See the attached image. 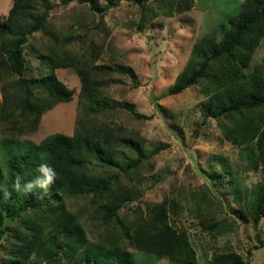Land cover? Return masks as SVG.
<instances>
[{
    "label": "trees",
    "instance_id": "obj_1",
    "mask_svg": "<svg viewBox=\"0 0 264 264\" xmlns=\"http://www.w3.org/2000/svg\"><path fill=\"white\" fill-rule=\"evenodd\" d=\"M76 1L101 14L113 5L112 0H106L107 5L98 0ZM193 4L194 0H156L149 7L141 3L137 29L142 30L158 12L172 15ZM52 6L51 0H12L7 14L0 15L3 136L12 141L35 131L45 111L71 101L74 91L57 77L58 68L75 71L82 99L73 133L52 134L38 145L40 156L30 146L2 152L0 241L8 231V264H136L129 248L174 264H246L235 251L215 253L199 262L188 232L170 221L169 213L176 214L180 207L176 195L123 210L127 203H140L137 182L152 153L145 149L138 130L127 131L103 117L121 106L138 119L151 116L109 95L113 78L132 70L114 61L98 63L105 37L80 36L78 29H68V21H52ZM77 22L84 27L83 19ZM262 38L264 0H244L219 40L202 36L193 45L172 90L179 93L197 87L208 98L223 139L240 148L250 170L261 169L263 180L251 189L254 226L264 217V67L245 69ZM26 55L38 59L36 67L29 65ZM32 70L34 75L26 78ZM41 162L56 168V182L47 191L34 189L25 197L18 195L13 187L17 174L24 178L22 183L30 181ZM193 198L207 210L202 225L213 222L210 227L216 226L217 231L227 226L213 219L215 200L204 192H193ZM6 219L13 225L6 226Z\"/></svg>",
    "mask_w": 264,
    "mask_h": 264
},
{
    "label": "rangeland",
    "instance_id": "obj_2",
    "mask_svg": "<svg viewBox=\"0 0 264 264\" xmlns=\"http://www.w3.org/2000/svg\"><path fill=\"white\" fill-rule=\"evenodd\" d=\"M98 1L100 5H107L106 0ZM112 1L113 5L101 14L76 0L68 3L51 0L50 15L52 21H68V29H78L80 36L96 40L105 37V48L98 63L114 61L132 70L128 75L117 74L113 78L107 88L109 95L116 102L133 105L138 112L151 116L138 119L121 106L103 117L127 131L138 130L145 149L152 153L137 182L142 193L140 203H127L123 210L135 204L143 206L147 200L159 202L176 195L180 207L176 214L169 213L170 221L188 232L199 262L215 253L235 251L246 264H264V246H259L264 243V217L254 226L251 216V189L263 180L261 169L250 170L240 148L223 139L211 115L208 98L197 87L179 93L172 91L193 45L202 36L219 40L228 30L230 19L240 12L244 0H194L189 10L172 15L156 13L142 30L137 29L143 14L140 4L149 7L156 0ZM11 5L12 0H0V15L5 16ZM79 19L84 21L82 28H79ZM25 57L30 66H37L38 59ZM263 67L264 38L245 70ZM34 73L32 70L25 76L31 78ZM56 74L73 89L71 101L45 111L35 131L12 141L0 131V164L4 149L30 146L40 156L38 145L52 134L73 133L82 111V99L78 96L80 80L72 68H58ZM2 177L0 188L4 185L3 172ZM193 192H204L215 200L213 219L227 226L217 231L216 226L210 227L213 222L202 225L203 217L208 215L204 214V206L197 205ZM16 193L27 195L22 190ZM5 225L10 227L13 222L6 219ZM9 236L5 230L0 241V264H8ZM129 250L136 264H174L167 258Z\"/></svg>",
    "mask_w": 264,
    "mask_h": 264
},
{
    "label": "clouds",
    "instance_id": "obj_3",
    "mask_svg": "<svg viewBox=\"0 0 264 264\" xmlns=\"http://www.w3.org/2000/svg\"><path fill=\"white\" fill-rule=\"evenodd\" d=\"M37 175L30 181H24V178L17 174L14 180L13 187L16 191H23L25 193L33 192L34 189L49 190V187L53 185L58 179V173L56 168L47 163L41 162L36 168Z\"/></svg>",
    "mask_w": 264,
    "mask_h": 264
}]
</instances>
